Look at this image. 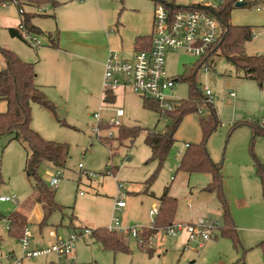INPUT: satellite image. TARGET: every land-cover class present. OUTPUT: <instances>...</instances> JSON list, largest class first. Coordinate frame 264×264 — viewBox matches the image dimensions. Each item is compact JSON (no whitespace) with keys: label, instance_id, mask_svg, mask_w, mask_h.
I'll return each mask as SVG.
<instances>
[{"label":"rangeland","instance_id":"374dc122","mask_svg":"<svg viewBox=\"0 0 264 264\" xmlns=\"http://www.w3.org/2000/svg\"><path fill=\"white\" fill-rule=\"evenodd\" d=\"M55 1L64 4L71 3L72 0ZM163 1L189 7L201 2L221 3L224 0ZM98 2L108 8L116 6L126 8L121 12V21L125 26L122 34L127 54L132 53V43L135 42L138 28L142 29L144 35L152 33L154 20L152 0H98ZM22 8L28 14H35L33 21L46 34L55 32L56 22L49 16L54 12L51 8L46 6L37 8L26 4ZM130 9H138V11L134 12ZM232 18L236 24H249L255 27L257 36L246 45L247 55L256 56L259 53L264 55V16L252 7L236 8ZM21 23L22 15L16 5L0 7V46L16 54L20 51L21 54L24 52L32 55L38 49H33L26 42L12 38L10 35L9 29H19ZM41 41L43 46L50 44L47 36H41ZM199 60L195 55L184 51L168 53L167 73L171 78L178 80L185 71L198 64ZM4 67L5 62L0 54V68ZM207 67L208 64L203 66L197 75V88L203 95L206 89L211 90V102L217 107L222 124L210 138L208 149L220 162L225 157L226 192L238 207L240 226L237 223L236 225L239 229L241 247L236 248L231 240L220 236L218 240L209 242L200 252L192 243L185 250L184 247H180V243L185 239L184 233L171 237L166 235L167 229H163L155 236H151L143 245H139L136 238L126 235L131 250L129 254L115 255L104 251L91 236H85L76 242L75 260L72 258L60 260L55 254L28 258L22 242L8 236L6 220L33 196V181L27 177L24 170L28 150L19 142H10V136H6L0 138L3 180L0 197L15 194L18 203H0V213L5 217L0 222V264H16L20 260L22 264H192V261H196L195 264H264V255L258 247L264 241V189L254 160L255 156L264 164V136L257 137L253 142V133L249 126H242L231 133L234 125L239 122L258 123L264 128L262 126L264 88L256 82L251 84L237 76L234 68L222 58L218 59L215 68L206 70ZM175 84L173 96L178 101L187 100L189 83L179 80ZM230 93H235L239 97L236 100L232 99ZM45 94H48V98L57 107L59 119L65 123V126L51 111L34 105L32 128L47 141L68 145L70 154L66 168L59 169L63 178L56 189L51 187L50 179L56 175L58 169L48 164L40 168L42 178L56 192V201L64 206L65 210L56 212L49 220L48 226L40 232V227L37 228L35 222L39 219L42 210L38 204L32 207L28 213L32 222L28 226L32 235L30 240L32 250L45 249L56 243L49 237L50 231L57 230L60 240H67L71 234L79 233L70 227L72 215L75 216V224L84 229L112 227L116 217L115 204L119 183L126 189V207L122 209L119 217L122 225L127 229L150 228L155 219L150 212L154 208H159L158 198L163 195L167 187H171V191L179 200L177 219L183 217L195 221L200 217L198 215L202 214L203 208L200 204L203 202L200 199V203V200L196 199L195 191L200 189L203 175L192 174L189 177L187 173L177 170L180 156L186 151L187 145L202 141L200 118L207 114L206 108H202L200 113L186 116L181 123L176 134L177 142L151 186L150 192L154 194L153 197L145 193V184L157 170V163L151 162L152 152L145 144V134H141L133 143L120 142L115 140L119 130L112 129L113 139L108 138L105 131L98 139L94 135V127L97 125L94 115L99 113L100 108L105 104L102 103L97 89L90 91H84L82 88L53 89L52 92ZM106 107L123 108L127 114L124 119L126 127L141 126L145 129L162 131L167 124L166 120L160 119L156 112L145 109L142 100L133 93H119L115 104ZM6 110L7 103L0 101V113ZM111 115L112 111L106 109L102 113L103 120H109ZM102 129L105 130L104 127ZM109 147L115 152L114 156ZM80 164L84 165L85 170L95 173L97 177L92 180L84 176L81 178ZM111 166L116 168L115 174L109 171ZM242 199L247 200L249 207H240L237 204ZM211 217L218 220L223 227L221 216L212 214ZM157 239L162 251L150 257L156 252ZM9 253H14V257L10 259Z\"/></svg>","mask_w":264,"mask_h":264},{"label":"trees","instance_id":"16d2710c","mask_svg":"<svg viewBox=\"0 0 264 264\" xmlns=\"http://www.w3.org/2000/svg\"><path fill=\"white\" fill-rule=\"evenodd\" d=\"M17 2V4L15 3ZM153 3H162L173 12L180 9L204 11L216 18L222 28V34L218 44L210 51L206 58L200 59L194 67L185 71L178 79L189 83V98L177 102L171 112L163 111L154 101H143V107L156 112L160 119H168L164 130L145 129L141 126H122L118 131L116 141L133 143L141 134H145V144L151 149V162L157 163V170L146 181L145 193H150L152 184L157 178L158 172L163 168L170 152L177 142L176 134L184 118L190 114L200 113L202 108L207 109V114L200 118V128L202 141L198 144L187 145L186 151L181 155L178 170L187 174H208L211 182L203 189L204 192L214 194L217 198L223 220V227L219 228L220 236L231 240L236 248L241 247L239 233L231 211L230 203L224 189L223 163L214 162L208 149V142L212 135L222 125L216 107L213 102L203 95L197 88V75L200 69L208 64L209 68H215L218 59H224L231 65L237 76L255 81L261 88L264 87V55L249 56L246 53V45L253 40L254 28L250 26L234 25L231 22L233 11L236 9L238 0H224L218 4L217 8H207L201 4L189 7L179 6L175 3H168L163 0H152ZM42 8L52 5L58 8L60 4L55 0H0V7L6 5H16L19 12L22 6ZM22 23L19 29L10 28L12 38L25 41L24 33L20 27L24 26L28 33L37 36H47L53 47L59 46V33L52 35L44 33L39 27L33 24L35 14H28L24 11ZM152 45V35L139 37L135 41V51L150 50ZM5 67L0 68V101L7 103V110L0 113V138L10 136V142L16 141L27 148V158L25 162V173L33 181V196L22 207L23 212L18 211L11 214L7 220L8 236L14 240L21 241L25 237L28 229V217L24 210H30L34 205H41L43 218L39 224L44 230L49 224V220L56 212H64L65 207L56 201V192L49 187L40 174V168L48 164L55 169H65L69 158L70 150L66 144L45 140L38 132L32 128L33 106L39 105L51 111L56 119L63 126L65 123L59 119L57 107L48 98L42 87L36 82L37 73L33 63L25 62L15 52L0 46ZM115 93L108 92L104 97V103L111 105L116 102ZM242 126H249L253 133V142L259 136H264V128L258 123L239 122L234 125L232 132ZM110 148V147H109ZM112 156L115 155L110 148ZM254 156V155H253ZM257 174L264 186V164L254 156ZM113 166L110 172L115 174ZM2 180V161L0 159V187ZM159 214L155 217L149 229H141L140 237L147 243L151 236L158 234L160 230L167 229L176 222L178 210V199L171 196L170 188L167 187L163 195L159 198ZM1 203V202H0ZM5 217L0 213V222ZM70 227L82 233L84 228L75 224V216L72 215ZM92 239L101 245L102 249L114 254L131 253L129 245L123 236L108 228L92 230ZM264 255V241L258 246Z\"/></svg>","mask_w":264,"mask_h":264},{"label":"built area","instance_id":"2783aa9c","mask_svg":"<svg viewBox=\"0 0 264 264\" xmlns=\"http://www.w3.org/2000/svg\"><path fill=\"white\" fill-rule=\"evenodd\" d=\"M84 2L85 0H79ZM255 0H238V4L248 6ZM17 4V2H15ZM219 3H201L207 8H217ZM6 5H4L5 7ZM254 10L264 14V1L252 6ZM24 10H20L23 14ZM23 31L25 41L33 48H39L43 45L41 36L28 33L24 26L20 27ZM222 34V28L219 21L212 15L190 9H180L172 11L165 4L155 3L154 20L152 29V45L150 50L135 51L131 57H124L118 51L111 50L105 63L103 94L108 92H130L140 97L143 101L156 102L163 111L171 112L174 110L178 99L173 96L175 83L178 81L171 78L166 70L167 55L171 52L184 51L195 55L199 59L206 58L210 51L216 47ZM257 33L253 30V39ZM209 67L206 68L208 70ZM205 96L211 102L212 92L205 90ZM235 97V93H230ZM102 106L99 113L95 114L97 125L94 127V135L99 139L106 132L108 138L113 139L112 129L119 130L123 126L125 111L122 108H108ZM110 106V105H108ZM110 109L113 115L109 120L104 121L102 113ZM168 123V119H165ZM264 127V124H262ZM105 128V130L102 129ZM82 176L88 179H95V173L85 170L83 164L79 165ZM63 178V174L58 170L56 175L50 179L52 188H58ZM123 184H118V197L116 199L115 210L116 217L113 220V226L108 228L110 231L117 232L122 236H132L137 239L139 245L145 244L144 239L140 237L141 229H127L122 225L119 214L126 207V191ZM1 203H18V197L15 194L10 196H1ZM151 216L156 217L159 209L154 208L150 212ZM220 224L208 218H198L191 223H175L166 230V235L177 237L181 233H186L188 242L194 244L197 251H202L208 242L216 238ZM91 230H84L82 233H74L67 240H58L51 247L45 249L32 250L30 245L31 232L27 229L25 237L21 240L26 257L38 258L44 255L55 254L60 260L75 256V245L79 238L91 236ZM51 237H56L54 231L50 232ZM16 264H22V260Z\"/></svg>","mask_w":264,"mask_h":264},{"label":"crops","instance_id":"0c3cea01","mask_svg":"<svg viewBox=\"0 0 264 264\" xmlns=\"http://www.w3.org/2000/svg\"><path fill=\"white\" fill-rule=\"evenodd\" d=\"M260 1L261 0H255L252 4L248 6H240V7L236 6V8L238 9L252 8L251 7L252 5ZM59 4L60 6L58 8L53 7L52 5L46 6V7L51 8L54 11L53 14L50 13L51 15L49 16L54 18L56 22V28H55V32L53 34L52 33L50 34L55 35L57 34V32L59 33V41H58L59 46L53 47L51 45V42H49L50 43L49 46L42 45L39 48L31 47L33 49H38L32 55H28L24 52L22 53L23 54L22 55L20 51L19 52L17 51V54L21 57L23 61L33 63L35 65V70L37 73L36 82L39 86L42 87V89H44L45 93L52 92L53 89L55 90L77 89L78 90L82 88L84 91H90V90L97 89L98 94L101 96L102 103H104V94H103L102 85H103V79H104L105 63H106V60L108 58L110 51L111 50L118 51L124 57H131L133 53L135 52V42L132 43L133 44L132 53L127 54L125 52L126 49H124L125 42H124L122 33H123L125 26H124V23L121 21L122 19L121 12L124 11L126 8H122L121 6L108 8V7L102 6L98 2V0H91L89 2L88 0H85L84 2H81L79 0H75V1L72 0L71 3H64V4L59 3ZM153 4L155 6V3ZM130 11L137 12L138 9H130ZM255 11L261 14L262 16H264L262 12L257 11V10ZM234 12L235 10L233 11V13ZM233 13H232V17H233ZM232 17H231V22L234 25L250 26L254 28L255 30V27L249 24H236L233 21ZM33 22H34L33 23L34 25L39 27V25L35 21ZM140 29L141 28H138L135 33L136 34L135 41L139 37H145V36L152 35V33L149 35H144V33L141 32L142 29L141 30ZM41 30L43 31V29ZM60 34H61V38H60ZM261 54L262 53H259L258 56H260ZM246 81H248L251 84L255 82L251 80H246ZM119 93L125 94L128 92H119ZM119 93H116L117 97ZM238 97L239 96L236 95L235 97H231V98L236 100ZM114 104H111V105H114ZM142 104H143V100H142ZM34 107L35 106H33V108ZM216 110L218 113L217 107H216ZM112 115H113V112H112ZM126 117H127V114L125 112V116L123 118V126H125L124 119ZM211 157L214 160V162H217V163L220 162L219 160L215 159L214 156L211 155ZM225 161L226 160L224 157V159L221 162L223 163L224 189L226 192V176H225L226 162ZM188 175L189 177L192 176V174H188ZM202 175H203L202 176L203 178L201 179L202 185L200 189H197L195 191L197 195L196 199H198V201L201 199L203 202L202 204H200L201 206H203L202 214L198 216H200L199 218H208V219L215 220L214 218L211 217L212 214H218L219 216L222 217V213H221L216 196L214 194L206 193L203 191V189L211 182V176L208 174H202ZM82 177L83 176H81V178ZM88 180H92V179H88ZM262 187L264 189L263 185ZM169 188H170L171 196L177 198V195L173 193V191H171V187ZM147 195L154 197V194L152 192L148 193ZM191 195L194 196L193 193H191ZM226 195L230 203V207H231V211H232L235 223H237V225L239 224L240 226V218L237 213L238 207L237 205H235L233 199L227 192H226ZM201 200H200V203H201ZM158 201H159V198H158ZM26 203L27 201L22 205V207ZM178 203H179V200H178ZM237 204L240 207L241 206L246 207V208L249 207L247 200L245 199L240 200L239 202H237ZM39 206L42 210L41 205ZM159 206H160V201H159ZM22 207L19 209V211L21 212H23ZM179 208H180V205L178 206L177 214L179 212ZM30 210L28 211L24 210V214L26 217H28V213L30 212ZM38 218L39 219L37 220V222H35V224L38 225L37 228H39V224L42 221L43 211H40ZM191 220L192 219H184L183 217H180L179 219L176 218V222L178 223H191L193 222V220L192 221ZM215 221L218 222V220H215ZM28 222L29 224L32 223L29 217H28ZM86 230H89V229H86ZM237 230L239 233L238 227H237ZM39 231L42 232L43 230L39 228ZM50 232H49L50 238L54 239L56 242L60 240L57 230L54 231L56 233V237H51ZM184 234H185V239L180 243V247H184V249L186 250V248L189 246L190 243L188 242L187 234L186 233ZM125 237L126 236H123V238L126 241ZM219 237H220L219 231H217L216 238L213 240H218ZM155 245L157 248L156 252L151 256L147 253L150 257L160 254L162 251L158 243V239L155 241ZM140 250L144 252L141 248ZM8 256L11 259L14 257V253H9ZM195 263L196 261H192V264H195Z\"/></svg>","mask_w":264,"mask_h":264},{"label":"water","instance_id":"95a60500","mask_svg":"<svg viewBox=\"0 0 264 264\" xmlns=\"http://www.w3.org/2000/svg\"><path fill=\"white\" fill-rule=\"evenodd\" d=\"M240 6H244V5H241V4H238L237 7H240Z\"/></svg>","mask_w":264,"mask_h":264}]
</instances>
